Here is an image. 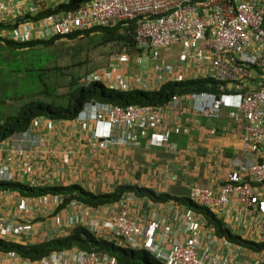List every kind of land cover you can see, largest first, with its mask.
<instances>
[{
  "label": "built area",
  "instance_id": "2783aa9c",
  "mask_svg": "<svg viewBox=\"0 0 264 264\" xmlns=\"http://www.w3.org/2000/svg\"><path fill=\"white\" fill-rule=\"evenodd\" d=\"M7 2L0 0V22L12 23V26L0 27V42L45 40L95 28L133 24L136 48L148 58L158 59L159 54L168 55L178 48L176 64L161 61L143 75L127 72L124 66L130 54L126 49L111 54L106 65L84 75L85 85L99 82L110 90L126 92L156 90L169 81L199 78L218 81L220 93L177 94L162 105L122 106L88 101L76 117L66 121L82 130L90 128L91 136L101 147L111 141L137 147L142 137L153 146L169 140L171 129L164 128L168 110L177 118L184 111L182 104L190 101L195 113L218 118L222 108H228L230 119L242 130V148L251 157L236 162L217 190L192 186L188 196L212 212H222L228 204L256 212L264 227V0H85L74 8L41 17H36L38 12L54 10L69 0H33L26 10ZM62 122L37 116L28 129L0 141V181L23 182L27 178L31 186L46 185L51 171L44 178L35 177L30 159L33 150L29 147L45 146V136L38 133L42 124L52 129ZM183 131L188 133L187 128ZM3 192L0 191V205ZM18 195L17 217L9 213L0 215V238L17 241L33 237L32 224L27 222L33 211L52 212L62 202L60 195ZM41 202L46 205L44 210L39 208ZM70 205L78 203L71 201ZM63 213L68 215L64 210ZM67 217L69 223H81L78 216ZM55 218L57 222L61 219L57 213ZM173 218L174 225L164 219H149L141 224L130 216L126 207H121L111 211L109 218L86 225L91 233L98 230L104 239L146 250L165 264H233L232 251H217L216 235L212 229L202 227L192 209L174 214ZM222 241L225 246L231 245L227 239ZM259 241L264 243V234ZM166 244L169 245L167 252ZM0 264L119 263L104 253L70 247L38 259L23 257L14 251L0 252Z\"/></svg>",
  "mask_w": 264,
  "mask_h": 264
},
{
  "label": "crops",
  "instance_id": "0c3cea01",
  "mask_svg": "<svg viewBox=\"0 0 264 264\" xmlns=\"http://www.w3.org/2000/svg\"><path fill=\"white\" fill-rule=\"evenodd\" d=\"M7 1L11 6L17 5L26 10L33 0H2ZM174 51L178 54L177 47ZM167 62L176 64L177 60L175 58L174 61ZM182 108L184 111L177 118L173 111L168 110L164 128L171 130L169 140L163 145L151 146L142 137L141 145L137 147L114 141L101 147L91 136L90 128L82 130L69 121H63L52 129H47L42 124L38 133L45 136V146L29 147L33 150L30 153V159L34 163L33 173L35 177L44 178L45 173L50 170V184H78L94 193H106L121 184L143 186L156 193L180 197L188 196L192 186L217 190L228 173L236 167V162L251 157L242 148V130L230 119L228 108H222L218 118H206L195 113L190 101L184 102ZM183 128H187L188 133ZM64 158H67V162ZM23 182L27 181L23 179ZM1 200L0 215L9 213L17 217L16 193L3 192ZM121 207H126L130 216L141 224L149 219H164L173 225L174 214L192 209L199 217L202 227L212 229L216 235L214 245L217 251H232L233 264L264 263V251H254L231 241L229 247L225 246L222 240L226 238L215 233L213 226L201 212L174 199L153 201L149 197H137L133 193L127 194L122 203L115 202L96 208L68 204L56 212L61 218L59 222L49 211L37 214L34 210L27 220L32 224L33 237L19 238L17 241L31 244L68 234L78 225L69 223L68 215L78 216L80 224L89 228L86 224H95L109 218L111 211ZM213 213L234 234L243 238L259 241L264 234V227L256 212L228 204L224 211ZM37 218L40 220L37 221ZM45 222L47 225H44ZM93 234L102 237L98 230ZM164 248L167 252L169 245L166 244Z\"/></svg>",
  "mask_w": 264,
  "mask_h": 264
},
{
  "label": "trees",
  "instance_id": "16d2710c",
  "mask_svg": "<svg viewBox=\"0 0 264 264\" xmlns=\"http://www.w3.org/2000/svg\"><path fill=\"white\" fill-rule=\"evenodd\" d=\"M84 1L85 0H69L68 3L61 4L54 10L44 9L38 13L36 17L46 16L61 9L68 10L79 6ZM0 26L9 28L12 26V23H0ZM78 39H86L88 48L90 46H102L115 42L120 44L122 47L128 48L131 54L139 52V49L136 48V41L133 35V24H130L129 26L118 24L110 28H95L80 33L68 34L66 37L54 36L46 40H33L25 42L5 40L2 45L0 44V49L9 48L14 50L13 54H15L24 50L36 48L37 45L46 47L53 45L58 40L69 41ZM75 53H77V49L73 50V54ZM3 59L4 55H0V60ZM62 68L63 67L60 66L24 68L31 84L37 83V85L40 86V89H36L34 87L32 94L51 96L52 99L49 102H43L40 101V99H29V101H26L17 109L16 114L8 115L4 120H0V141L12 134L20 133L28 129L31 121L37 116L47 117L53 120L74 118L82 109L84 104L91 100L122 106L128 104L162 105L168 102L172 96L177 94L181 95L199 91H209L214 93L221 92V84L210 78L169 81L163 84L159 89L152 91L132 90L120 92L117 90H109L98 82L85 85L83 84V74L74 75V73H71L69 82L70 90L65 94L67 102L64 105H56V100L54 98H59L58 95L53 96L56 89L54 87H49L44 78L47 76L49 70L55 71V73H61V70H63ZM11 70L19 71L21 68L12 67ZM5 87V85L2 86V88ZM1 97L2 99L0 103H3L6 96L1 94ZM0 190L14 191L24 197H38L44 194H58L62 196V203H60V205L56 208L57 211L67 206L73 200L83 205L96 208L110 203L119 202L129 193H133L137 197L146 196L153 201L174 199L201 212L206 217L209 224L213 226L215 233L218 236L224 237L241 247L249 248L254 251H264L263 242L246 239L234 234L209 208L198 205L193 202L189 196L180 197L169 193H156L150 188L131 184L118 185L112 191L106 193H94L78 184L31 186L21 182L0 181ZM70 247H78L80 249L96 251L113 256L119 264H165L163 261L158 259L152 261L150 259L151 254L146 250L136 252L133 249L124 248L112 240L97 238L88 230V228L81 225L75 226L68 234L61 237H53L31 244H23L18 241L0 238V252L14 251L21 256L30 259H38L51 253L52 251Z\"/></svg>",
  "mask_w": 264,
  "mask_h": 264
},
{
  "label": "rangeland",
  "instance_id": "374dc122",
  "mask_svg": "<svg viewBox=\"0 0 264 264\" xmlns=\"http://www.w3.org/2000/svg\"><path fill=\"white\" fill-rule=\"evenodd\" d=\"M38 46L15 54H13L14 50L9 48L0 49V55H4V59L0 60V102L2 99L1 94L6 96L5 101L0 103V120H4L8 115L16 114L17 109L23 103L29 101V99H40L43 102H49L52 99L51 96L32 94L34 87L40 89V86L37 83H34L35 85L31 84L27 73L24 71L25 67H63L61 73L49 70L44 80L49 87L56 89L53 96L58 95L59 98H54L56 100L55 104L64 105L67 102L65 94L70 90L71 73H74V75L83 74L84 76L90 70L106 65L111 54L120 53L125 50V47L115 42L102 46H90L88 48L86 39L58 40L51 46H39V48ZM76 49L77 53L73 54V50ZM126 49V51H129L128 48ZM159 55L158 59H151L147 57L146 53H140V51L132 53L126 64V70L129 73L143 75V72L155 63L174 61L175 58L177 60L175 51L168 55ZM12 67L21 68V70L12 71ZM3 85L6 87L2 88ZM24 181L28 180L24 179ZM45 207L46 205L41 202L39 208L44 210ZM56 212L57 210L54 211V213ZM38 220L40 218H37ZM44 225H47V223L45 222ZM117 243L124 248L133 249L136 252L141 251L138 248H132L126 242L117 241ZM150 259L152 261L157 260L151 255Z\"/></svg>",
  "mask_w": 264,
  "mask_h": 264
},
{
  "label": "clouds",
  "instance_id": "9594fccd",
  "mask_svg": "<svg viewBox=\"0 0 264 264\" xmlns=\"http://www.w3.org/2000/svg\"><path fill=\"white\" fill-rule=\"evenodd\" d=\"M0 23H2V22H0ZM0 27H3V26H0ZM45 40H46V39H45ZM32 41H33V40H32ZM0 43L3 44L4 41H3V42H0ZM125 49H126V47H125ZM126 50H127V49H126ZM127 52L130 54V57H131V53H130L129 51H127ZM95 69H96V68H95ZM93 70H94V69H93ZM90 71H92V70H90ZM90 71H89V72H90ZM127 72H128V71H127ZM128 73H129V72H128ZM92 83H93V82H92ZM98 83H99V82H98ZM99 84H100V83H99ZM88 85H89V84H88ZM101 85H102V84H101ZM102 86H103V85H102ZM104 87H105V86H104ZM105 88H106V87H105ZM107 89H108V88H107ZM109 90H110V89H109ZM91 101H92V100H91ZM94 101H95V100H94ZM97 102H98V101H97ZM82 108H83V107H82ZM76 116H77V115H76ZM71 119H72V118H71ZM61 120H62V119H61ZM66 120H69V119H64L63 121H66ZM31 122H32V121H31ZM7 182H8V181H7ZM12 182H15V181H12ZM21 183L29 184L28 181H27V182H21ZM53 185H54V184H50L49 181H48V183H47L46 185H42V186H53ZM55 185H56V184H55ZM0 191H1V190H0ZM4 192H11V193H12V192H14V191H4ZM15 193H17V192H15ZM18 194H19V193H18ZM19 195H20V194H19ZM19 195H18V196H19ZM44 195H46V194H44ZM49 195H58V194H49ZM20 196H21V195H20ZM41 196H42V195H41ZM23 197H24V196H23ZM26 197H27V196H26ZM38 197H39V196H38ZM61 197H62V196H61ZM124 199H125V198H124ZM124 199H123V200H124ZM73 201H75V200H73ZM76 202H77V201H76ZM119 202H120V201H119ZM61 203H62V202H61ZM77 203H78V204H81V203H79V202H77ZM69 204H70V203H69ZM59 205H60V204H59ZM59 205H58V206H59ZM58 206H57V207H58ZM15 207H16V205H15ZM57 207H56V208H57ZM89 207H91V206H89ZM56 208H55V210H57ZM91 208H93V207H91ZM61 209H62V208H61ZM55 210H54V211H55ZM54 211L49 212V213H50V214L52 213V214L55 216L56 213H54ZM78 225H81V224H78ZM76 226H77V225H76ZM81 226H83V225H81ZM95 237H96V236H95ZM97 238H102V237H97ZM112 241H114V242L117 243V241H115V240H112ZM18 242H19V241H18ZM117 244H118V243H117ZM140 250H143V249H140ZM156 259H157V258H156ZM158 260H159V259H158Z\"/></svg>",
  "mask_w": 264,
  "mask_h": 264
}]
</instances>
